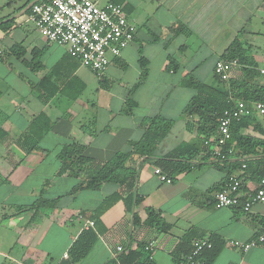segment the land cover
<instances>
[{
  "label": "crops",
  "instance_id": "0c3cea01",
  "mask_svg": "<svg viewBox=\"0 0 264 264\" xmlns=\"http://www.w3.org/2000/svg\"><path fill=\"white\" fill-rule=\"evenodd\" d=\"M38 1H4L7 8L0 7V24L28 18L31 4ZM92 1L101 7L121 5L136 27L133 42L102 75L82 67L65 48L48 43L38 32L7 48L21 46V59L0 61L2 72L9 66L15 69L12 83L0 87V264H70L68 251L86 228L95 229L98 239L76 264H177L195 241L209 237L223 245L208 264H264L263 246L242 252L229 245L256 236L264 224V199L248 213L216 208L214 194L228 175L223 165L212 159L201 162L190 172L168 177L170 183L155 174L157 159L182 144L197 143L196 128L182 114L195 95L182 85L186 75L222 90L213 68L235 38L246 57L258 68L264 67V0ZM19 29L18 24L7 34L0 32V56L7 52L4 42ZM140 59L146 61L145 68ZM169 59L178 65L175 72L168 69ZM241 74L240 66L231 79H240ZM93 77L99 88L88 96ZM113 82L118 83V92L112 90ZM257 83L263 85L260 79ZM100 91H112V97L101 96ZM40 113L49 121L42 126L48 132L34 148L38 132L30 134L28 129ZM255 114L264 130V115ZM155 117L171 126L152 156H133L125 164L138 172L134 193L141 199L131 211L123 201L127 190L116 183L85 190L79 186L90 174L58 175V153L71 139L85 147L86 156L105 163L117 153H131L132 143L140 142L147 131L143 120ZM176 125L182 141L172 146L169 139ZM243 173L235 169L231 174ZM255 183L243 179V188ZM117 193L121 199L96 216L105 199ZM37 200L51 205L36 212L30 207ZM146 208L160 213L171 226L168 233H158L144 223ZM186 235L187 243L177 250ZM148 243L154 244L152 253L143 250Z\"/></svg>",
  "mask_w": 264,
  "mask_h": 264
},
{
  "label": "trees",
  "instance_id": "16d2710c",
  "mask_svg": "<svg viewBox=\"0 0 264 264\" xmlns=\"http://www.w3.org/2000/svg\"><path fill=\"white\" fill-rule=\"evenodd\" d=\"M44 1L46 0H40L38 3ZM28 12L29 10L26 14ZM18 23L19 19H11L1 23L0 32L7 34ZM2 53L0 61L7 64L10 56L21 59L23 48L19 45H13L7 52ZM220 59L238 60L241 66V78H230L228 81H222L214 76L217 83L224 86L222 90L204 85L191 75H186L183 78L182 85L195 91V95L188 101L182 114L190 119L192 126L196 128L197 143L190 146L182 144L178 149L155 161L156 167L167 177L173 178L190 172L192 169L201 166L203 162L212 159L217 161L216 164L224 166L222 168L227 171V176L235 169L241 170V166L244 163L245 169H243L244 173L240 176L241 179L254 180L256 182L264 179V130L259 127L255 113L251 112L240 120H234L231 123L229 128L230 140L226 142L221 150L227 152L232 148L234 154L227 157L226 160L220 161L212 158V152L217 147L216 139L205 145L207 140L217 136L219 119L224 111L233 108L235 101H243L248 104L261 103L264 105V85L257 83V79H259L258 67L246 57L237 38L232 41ZM139 61L140 65L145 68L146 61L143 59ZM168 67L169 70L175 72L178 65L174 60L169 59ZM101 87H104L102 83ZM43 122L46 125L49 124L46 116L40 113L34 117L28 129L30 134L38 132L37 137L33 140L34 148L39 139L48 132V127L42 128ZM142 124L147 127V131L140 142L132 143V152L127 154L117 153L105 163H96L93 159L86 156L84 154L85 147L71 139L58 153L60 161L58 175L80 178L90 174L91 177L79 186V189L85 190H96L103 183H116L127 190L123 201L126 210L131 211L133 206L138 204L141 199L134 193L138 172L135 169L126 167L125 164L133 156H152L157 142L168 133L171 126V122L159 117L145 119ZM187 127L190 128V125L188 124ZM245 130L250 132L245 133ZM196 158H200L198 163L194 162ZM121 197V194L117 193L106 198L102 207L97 211L96 216H99L107 206L120 200ZM50 205V202L37 200L30 208L37 212L41 207ZM145 212L147 218L144 223L147 226L155 229L158 233L166 234L170 231L171 226L164 222L159 212L151 208H146ZM188 238L189 236L187 235L182 238L176 249L179 250L180 247L187 243ZM97 239L98 232L95 229L86 228L82 230L68 251L70 264L80 262L89 253ZM208 241L211 243V248L204 249L199 255V259L204 260L206 263H210L216 258L223 245L216 237H209ZM192 248L193 246L191 250Z\"/></svg>",
  "mask_w": 264,
  "mask_h": 264
},
{
  "label": "built area",
  "instance_id": "2783aa9c",
  "mask_svg": "<svg viewBox=\"0 0 264 264\" xmlns=\"http://www.w3.org/2000/svg\"><path fill=\"white\" fill-rule=\"evenodd\" d=\"M38 34L50 44L65 48L67 53L76 59L80 65L91 72L102 75L119 57L121 52L133 42L136 27L129 21L123 7L114 3L98 6L92 0H46L35 2L30 7L27 18ZM238 60L218 59L215 62L214 76L222 81L231 78L233 70L238 69ZM259 79L264 81V67L257 70ZM257 113L264 115V105L261 103H245L235 101L233 108L224 111L219 119L217 136L205 142L209 144L216 139L217 147L212 152V158L220 161L234 154L233 149L223 152L221 149L230 140L229 128L231 123L242 117ZM245 169V164L241 166ZM162 182L170 183L171 180L155 170ZM264 199V179L256 182L252 188H243V179L235 174L227 176L223 185L214 194L216 208H239L244 213L250 212L252 206ZM80 220L82 216L78 217ZM88 226L93 222L86 221ZM229 245L242 252H247L258 246L264 247V224L254 238L247 242L231 241ZM211 243L207 239H199L193 243L190 253L184 256L178 264H208L199 259L204 249H210ZM121 248L118 247L117 251ZM154 244L148 243L144 251L152 253ZM67 258V254L63 255ZM151 259V258H150Z\"/></svg>",
  "mask_w": 264,
  "mask_h": 264
},
{
  "label": "rangeland",
  "instance_id": "374dc122",
  "mask_svg": "<svg viewBox=\"0 0 264 264\" xmlns=\"http://www.w3.org/2000/svg\"><path fill=\"white\" fill-rule=\"evenodd\" d=\"M4 1H12V3H15L16 0H0V7L2 8H7V5L2 4ZM17 7V6H16ZM20 25V29L16 30L15 34H13L7 41L4 42L3 49L7 50V48L13 44V43H19L22 40L25 39V37H30V38H34L37 36V34L35 32H37L33 26V24L27 20V18L24 16L19 20ZM13 58H16L15 56H10V59H12L11 61H14ZM10 66L6 69L8 70L6 73L2 72V70L0 69V87H5L6 85L12 83L13 79H12V74L14 73V66H12V68H10ZM203 77V76H200ZM264 85V81L262 83ZM112 85V84H111ZM117 82H113L112 90L114 92L117 91ZM98 89L99 85H98V80L96 79V77H93V81L91 84L88 85L87 90H86V95H90V93L92 94L94 91L93 89ZM118 92V91H117ZM101 96H107L108 98H111L112 96V91H110L109 93H107L106 91H100ZM95 97V96H94ZM93 97V98H94ZM180 130L178 129V126L176 125V129H174L173 133L171 134V138L169 139L170 142L169 144L174 146L177 142L179 143L180 141H182V139H180Z\"/></svg>",
  "mask_w": 264,
  "mask_h": 264
},
{
  "label": "water",
  "instance_id": "95a60500",
  "mask_svg": "<svg viewBox=\"0 0 264 264\" xmlns=\"http://www.w3.org/2000/svg\"><path fill=\"white\" fill-rule=\"evenodd\" d=\"M34 3H35V2H34ZM34 3H32V4H34ZM32 4H31V5H32Z\"/></svg>",
  "mask_w": 264,
  "mask_h": 264
}]
</instances>
